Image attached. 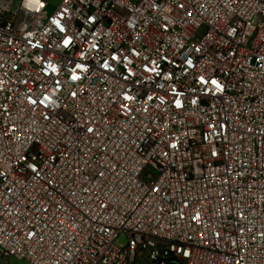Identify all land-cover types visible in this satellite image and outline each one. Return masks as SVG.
I'll return each mask as SVG.
<instances>
[{
  "label": "built area",
  "instance_id": "2783aa9c",
  "mask_svg": "<svg viewBox=\"0 0 264 264\" xmlns=\"http://www.w3.org/2000/svg\"><path fill=\"white\" fill-rule=\"evenodd\" d=\"M47 7L0 0V264H264V0Z\"/></svg>",
  "mask_w": 264,
  "mask_h": 264
},
{
  "label": "rangeland",
  "instance_id": "374dc122",
  "mask_svg": "<svg viewBox=\"0 0 264 264\" xmlns=\"http://www.w3.org/2000/svg\"><path fill=\"white\" fill-rule=\"evenodd\" d=\"M48 4L47 10L48 12H52L60 2V0H45ZM118 242H124V237L121 236L118 240ZM10 264H29L26 260H16V259H11Z\"/></svg>",
  "mask_w": 264,
  "mask_h": 264
},
{
  "label": "water",
  "instance_id": "95a60500",
  "mask_svg": "<svg viewBox=\"0 0 264 264\" xmlns=\"http://www.w3.org/2000/svg\"><path fill=\"white\" fill-rule=\"evenodd\" d=\"M168 264H179L177 260H170Z\"/></svg>",
  "mask_w": 264,
  "mask_h": 264
}]
</instances>
